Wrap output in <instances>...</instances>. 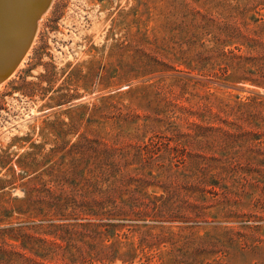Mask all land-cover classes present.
Masks as SVG:
<instances>
[{
	"label": "rangeland",
	"instance_id": "374dc122",
	"mask_svg": "<svg viewBox=\"0 0 264 264\" xmlns=\"http://www.w3.org/2000/svg\"><path fill=\"white\" fill-rule=\"evenodd\" d=\"M38 22L0 82L7 244L20 248L13 229L45 226L28 200L58 195L63 177L85 182L74 168L87 177L92 149L110 150L127 163L102 188L135 185L125 177L139 156L152 174L137 194L172 197L153 228L112 233L131 264L154 253L153 264H264V0H51Z\"/></svg>",
	"mask_w": 264,
	"mask_h": 264
},
{
	"label": "trees",
	"instance_id": "16d2710c",
	"mask_svg": "<svg viewBox=\"0 0 264 264\" xmlns=\"http://www.w3.org/2000/svg\"><path fill=\"white\" fill-rule=\"evenodd\" d=\"M192 125L197 129L202 128L197 123ZM137 129L153 128L143 123ZM93 144H96L94 147L99 145L96 142ZM91 152L86 158L87 177H83L85 169L74 168L75 175L80 177L78 181L86 180L85 182L67 184L63 177L58 195L27 201L26 209L29 214L32 213L31 219H38L41 226H45L41 232H37L40 231V225L33 222L31 225L18 227V230L13 229L15 236L11 239L20 241L19 249L7 244L4 235H0V264H105L103 261L117 258L128 264L132 263L136 256L135 250L121 252V248L115 245L117 240L112 233L123 226L134 231L138 228H153L156 218L172 212L171 194L169 197L168 193L159 196L137 194L139 189L149 184L152 174L144 171L139 156L130 157L137 168L125 177L136 181L135 185H124L119 179L102 188L99 181L113 176L120 162L126 164V155L117 156L110 150L99 152L92 149ZM84 153L85 151L77 152V162L74 164L76 167L85 161ZM170 176L171 174H167L166 178L170 180ZM152 177L154 178L153 175ZM204 177H200L199 181L205 184L207 180ZM128 185H133L134 191L133 188L127 190ZM123 194L128 196L124 197ZM180 210H183L182 205L178 211ZM22 227H29L33 232L21 230ZM34 233L43 235L37 236ZM46 236L52 239L48 240ZM57 240L65 241V244L62 245ZM31 242L38 244L30 245ZM144 256L146 264H153L155 259L159 261L161 258L157 253Z\"/></svg>",
	"mask_w": 264,
	"mask_h": 264
},
{
	"label": "bare ground",
	"instance_id": "6f19581e",
	"mask_svg": "<svg viewBox=\"0 0 264 264\" xmlns=\"http://www.w3.org/2000/svg\"><path fill=\"white\" fill-rule=\"evenodd\" d=\"M41 2L42 0H0V74L8 69L11 61H14L16 55L21 51L28 38L32 23L37 17L36 13L39 11ZM44 9L39 12L38 17L43 14ZM38 25L36 26L37 28ZM27 49L29 50L30 48L27 47L25 49L15 69L5 79L14 73L18 64H22V60L27 55ZM5 79L0 78V82Z\"/></svg>",
	"mask_w": 264,
	"mask_h": 264
},
{
	"label": "water",
	"instance_id": "95a60500",
	"mask_svg": "<svg viewBox=\"0 0 264 264\" xmlns=\"http://www.w3.org/2000/svg\"><path fill=\"white\" fill-rule=\"evenodd\" d=\"M50 2H51V0H42V2H41L42 4L39 8V11L36 13L37 17H35L36 19L33 21L32 26L29 30L28 38L26 39L21 51L18 53V55H16V58L14 59V61L13 60H12L13 62L11 61V65L8 67V69H6L5 71H2V73L0 74V78L5 79L15 69V66H16L17 62L19 61V58L22 56L25 49L30 45V43L33 39V36L35 34V29L37 26V18H39L38 17L39 12L44 8L47 9L49 7Z\"/></svg>",
	"mask_w": 264,
	"mask_h": 264
}]
</instances>
